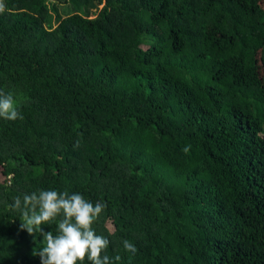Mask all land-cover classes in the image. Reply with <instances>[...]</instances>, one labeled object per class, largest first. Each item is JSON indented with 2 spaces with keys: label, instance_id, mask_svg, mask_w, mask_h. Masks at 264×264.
<instances>
[{
  "label": "trees",
  "instance_id": "trees-1",
  "mask_svg": "<svg viewBox=\"0 0 264 264\" xmlns=\"http://www.w3.org/2000/svg\"><path fill=\"white\" fill-rule=\"evenodd\" d=\"M3 3L0 264H40V190L105 204L111 264H264V0Z\"/></svg>",
  "mask_w": 264,
  "mask_h": 264
},
{
  "label": "clouds",
  "instance_id": "clouds-1",
  "mask_svg": "<svg viewBox=\"0 0 264 264\" xmlns=\"http://www.w3.org/2000/svg\"><path fill=\"white\" fill-rule=\"evenodd\" d=\"M5 10L6 6L0 0V13ZM0 118L23 119L13 94L3 89H0ZM13 207L21 212L22 230L30 235H42L43 246L33 250V255L39 256L40 264H77L86 257L91 264H111L109 256H101L109 244L108 239L97 235L92 228L105 208L104 203L93 204L80 193L40 190L24 194L22 201L16 197ZM57 217H60L58 221ZM52 222L57 223L55 235L41 228V225ZM123 246L133 254L137 251L127 240L123 241ZM114 259L119 261L121 257L117 255Z\"/></svg>",
  "mask_w": 264,
  "mask_h": 264
},
{
  "label": "rangeland",
  "instance_id": "rangeland-1",
  "mask_svg": "<svg viewBox=\"0 0 264 264\" xmlns=\"http://www.w3.org/2000/svg\"><path fill=\"white\" fill-rule=\"evenodd\" d=\"M57 7H58V10H59L61 16L65 15V12L62 9V8H64V4H59V5H57Z\"/></svg>",
  "mask_w": 264,
  "mask_h": 264
}]
</instances>
